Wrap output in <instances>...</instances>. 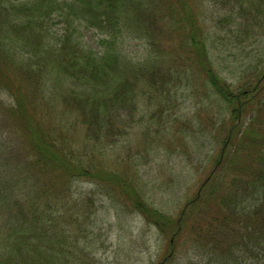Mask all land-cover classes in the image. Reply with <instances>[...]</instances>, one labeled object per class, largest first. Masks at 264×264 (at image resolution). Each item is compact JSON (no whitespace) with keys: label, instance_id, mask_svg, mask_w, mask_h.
Instances as JSON below:
<instances>
[{"label":"trees","instance_id":"trees-1","mask_svg":"<svg viewBox=\"0 0 264 264\" xmlns=\"http://www.w3.org/2000/svg\"><path fill=\"white\" fill-rule=\"evenodd\" d=\"M209 2L227 12L221 25L229 37L264 31V0ZM204 18L191 0H0V49L6 40L11 48L2 57L15 65L1 62L0 84L15 100L10 115L33 153L21 169L25 179L13 177L8 193L0 185V264H76L81 241L85 250L95 245L88 231L97 221L96 193L80 192L79 181L126 194L162 235H171L172 251L161 264H174L177 244L190 237L208 264H264V70L256 83H225L210 56ZM82 30L97 36V48ZM125 40L143 42L155 56L134 63L121 48ZM185 66L205 74L230 115L228 129L212 131L222 147L208 179L176 218L147 209L143 194L95 154H67L38 122L36 100L60 103L66 120L106 147L128 136L124 121L135 120L140 93L170 94ZM3 166L9 167L4 159Z\"/></svg>","mask_w":264,"mask_h":264},{"label":"rangeland","instance_id":"rangeland-1","mask_svg":"<svg viewBox=\"0 0 264 264\" xmlns=\"http://www.w3.org/2000/svg\"><path fill=\"white\" fill-rule=\"evenodd\" d=\"M200 1L191 0L194 12L199 17L205 14L207 46L219 77L232 87L251 84L253 80L256 83L264 70V31L259 30L254 36L251 34L250 38L244 32L229 37L221 25V17L227 12L214 7L210 0H203V5ZM224 25L229 30L227 21ZM82 35L87 45L98 47L99 40L93 32L82 30ZM2 44L6 49L11 48L6 40ZM4 48L0 49V63L6 60L8 64L9 60L15 68L14 61L2 57ZM121 48L134 63H143L155 56L150 46L139 41L125 40ZM5 64L1 63L0 67ZM177 65L178 61L174 68ZM180 68L184 72L179 71L173 78L176 87L170 94L155 93L150 88L148 96L143 97L140 93V108L135 120L124 121L128 136L106 147L89 141L83 127L66 120L60 111V103L54 108L43 100H36L41 104L38 122L46 132L53 134L59 148L65 146L67 154H95L97 163L103 161L110 169L118 170L129 187L134 185L143 194L142 198L148 202L147 209L159 210L176 218L208 179L222 147V137L216 140L217 132L213 136L212 131H219L223 125L228 129L230 115L226 103L211 87L204 73L189 71L187 66ZM1 86L0 165L4 159L9 167H1L6 182L1 178L0 182L4 183L0 185L7 187L8 193L9 186L16 182L15 177L25 179L28 172L23 173L21 169L23 163L32 159L33 153L20 125L10 115L9 108L15 100ZM34 115L37 117L35 112ZM75 184L80 192L94 190L97 205L94 232L88 231L89 238L96 239L95 245L85 250V242L81 241V248L73 251L76 264H161L170 254L171 235L167 236L168 232L162 235L128 202L126 194L122 197L111 191L105 193L86 182ZM192 242L190 237L184 245L177 244L176 258L179 260L174 264H208L199 243Z\"/></svg>","mask_w":264,"mask_h":264}]
</instances>
